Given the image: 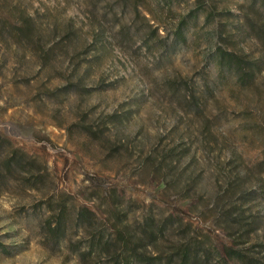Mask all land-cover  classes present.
<instances>
[{
  "label": "rangeland",
  "instance_id": "rangeland-1",
  "mask_svg": "<svg viewBox=\"0 0 264 264\" xmlns=\"http://www.w3.org/2000/svg\"><path fill=\"white\" fill-rule=\"evenodd\" d=\"M245 1L0 0V26L7 20L15 21L20 14H28L34 17L36 35L42 36L45 32L42 23L48 18L62 28L69 22L74 30L68 46L55 47L48 57H41L27 43L9 36L11 33L0 36V131L14 144L46 162L53 197L72 196L68 211L73 203L77 206L86 202L90 189H105L116 183L140 201L148 203L154 199L170 210L179 207L180 211H186L185 217L202 226L197 233L204 246L211 249L207 263L203 264H241L224 250L225 244L264 262V251L259 244L264 238V207L251 202L252 210L260 214L257 215L258 234L227 233L219 226L222 220L214 209L211 193L214 177L220 174L212 154L213 164L205 170L209 183L206 180L207 193L202 202L188 207L177 196L161 199L156 184H138L128 170L113 174L109 164L82 140L83 135L76 126L68 132L65 126L75 123L79 117L75 93L64 94L60 90L54 102L47 100L45 104L38 94L40 85L41 90L48 92L83 75L88 87L85 95L88 106L103 113L120 108L122 103L129 108L132 116L126 121L127 133L138 128L147 135L166 134L173 129L174 134L185 131L189 118L173 110L166 83L175 78L177 83L186 80L201 87L204 81H212L214 67L206 58L216 41L211 29L219 21L235 22L239 4ZM44 13L46 17H39ZM156 28L162 42H156L158 37L153 31ZM240 37L238 42L251 51L250 57L264 55L256 40L243 41ZM149 42L151 48L146 47ZM262 77L264 72L257 75L249 88L241 90L242 100L238 103L234 100L240 93L237 87L223 81L218 93L220 104L227 107L224 118L227 129L236 127V118L243 116L242 106L249 104L253 97L256 105L264 104ZM257 107L253 111L256 116L260 108ZM257 152V149H247L243 155L254 158ZM40 197L36 191L15 187L13 181L1 184L0 264L108 263L105 256L94 254H86L85 260L77 259L73 247L78 252L87 249L84 230L68 227L58 241L48 239L44 223L50 207L47 209L45 199ZM137 205L131 202L132 208ZM109 232L110 229H105V233Z\"/></svg>",
  "mask_w": 264,
  "mask_h": 264
},
{
  "label": "trees",
  "instance_id": "trees-1",
  "mask_svg": "<svg viewBox=\"0 0 264 264\" xmlns=\"http://www.w3.org/2000/svg\"><path fill=\"white\" fill-rule=\"evenodd\" d=\"M245 2L239 4L235 22L219 21L211 29L216 41L206 58L214 67L212 81H204L201 87L186 80L177 83L175 78L166 83L173 110L189 118L185 131L174 134L173 129L166 134L147 135L138 128L127 133L126 121L132 116L129 108L122 103L120 108L103 113L88 106L85 99L88 87L83 75L48 92L41 90L40 85L38 92L42 104L47 100L54 102L53 98L61 91L75 93L79 117L75 123L65 126L68 132L76 126L83 135L82 140L109 164L113 174L128 170L136 183L156 184L161 199L177 196L188 207L202 202L207 193L206 180L209 183L205 170L213 164L212 154L220 174L214 177L211 193L214 209L222 220L219 226L227 233L241 235L259 233L257 215L260 214L252 210L251 202L264 207V104H257L260 108L256 116L253 97L249 104L242 106L243 116L236 118V127L227 129L224 124L227 107L220 104L219 91L223 81L232 83L240 92L234 99L238 103L242 100L241 90L249 88L257 75L264 72V55L250 57L251 51L237 39L241 35L243 41L256 40L264 54V0ZM41 16L46 17L47 13ZM33 24L34 17L20 14L13 22L4 21L0 36L11 33L9 36L27 43L41 57H48L55 47L68 46L67 41L73 40L74 30L69 22L62 28L48 18L42 23L45 26L42 36L35 34ZM153 31L158 37L156 42H162L157 28ZM146 44L151 48L150 42ZM262 78L260 84H264ZM247 149L258 152L254 158L247 159L243 155ZM8 181L24 191H36L45 199V206L50 207L44 223L48 239L58 241L68 227L85 231L86 251L78 252L73 247L77 259L85 260L86 254H94L105 256L107 264H203L211 254L197 233L202 226L185 217L186 211H180L179 207L170 210L154 199L148 203L140 201L116 183L105 189H90L86 202L77 206L73 203L68 211L72 196L67 193L53 197L46 162L14 144L0 131V186ZM133 201L138 207L132 208ZM99 206L104 209H98ZM105 229L111 232L105 233ZM259 244L264 251V238ZM224 250L241 264H264L258 257L249 256L234 246L225 244Z\"/></svg>",
  "mask_w": 264,
  "mask_h": 264
}]
</instances>
